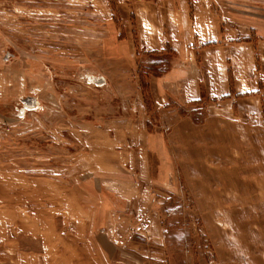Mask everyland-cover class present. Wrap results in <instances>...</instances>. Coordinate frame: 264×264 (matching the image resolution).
I'll list each match as a JSON object with an SVG mask.
<instances>
[{"label": "rangeland", "instance_id": "rangeland-1", "mask_svg": "<svg viewBox=\"0 0 264 264\" xmlns=\"http://www.w3.org/2000/svg\"><path fill=\"white\" fill-rule=\"evenodd\" d=\"M203 2L264 39V0H0V264H264V85L165 43Z\"/></svg>", "mask_w": 264, "mask_h": 264}, {"label": "crops", "instance_id": "crops-1", "mask_svg": "<svg viewBox=\"0 0 264 264\" xmlns=\"http://www.w3.org/2000/svg\"><path fill=\"white\" fill-rule=\"evenodd\" d=\"M184 5H180L179 11L191 17L190 9L186 13ZM214 7L215 4L210 6L204 2L194 5L190 24L182 30L183 38L176 41L173 32L166 33L165 43L189 59L199 53L202 82L211 97L221 98L228 94L231 80L236 93L261 91V85H264V39L252 40L254 27L244 17H234L233 22L222 24ZM220 25H223V31ZM194 44H198L195 54ZM147 241V244L132 243L129 247L130 253L138 258L134 264H172L164 238Z\"/></svg>", "mask_w": 264, "mask_h": 264}, {"label": "water", "instance_id": "water-1", "mask_svg": "<svg viewBox=\"0 0 264 264\" xmlns=\"http://www.w3.org/2000/svg\"><path fill=\"white\" fill-rule=\"evenodd\" d=\"M101 82H102V81H101ZM25 102H26V103H28V104H31V103H32V101H31V100H29V99H28V100H26ZM33 103H34V101H33Z\"/></svg>", "mask_w": 264, "mask_h": 264}, {"label": "trees", "instance_id": "trees-1", "mask_svg": "<svg viewBox=\"0 0 264 264\" xmlns=\"http://www.w3.org/2000/svg\"><path fill=\"white\" fill-rule=\"evenodd\" d=\"M169 63V62H168ZM147 88V87H146ZM147 101V100H146Z\"/></svg>", "mask_w": 264, "mask_h": 264}]
</instances>
